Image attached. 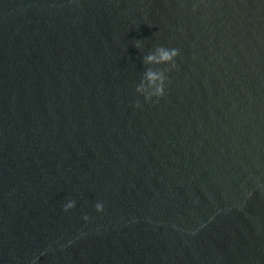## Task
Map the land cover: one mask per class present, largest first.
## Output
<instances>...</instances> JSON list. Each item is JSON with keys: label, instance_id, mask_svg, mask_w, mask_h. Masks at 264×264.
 Masks as SVG:
<instances>
[{"label": "water", "instance_id": "1", "mask_svg": "<svg viewBox=\"0 0 264 264\" xmlns=\"http://www.w3.org/2000/svg\"><path fill=\"white\" fill-rule=\"evenodd\" d=\"M0 264H264V0H0Z\"/></svg>", "mask_w": 264, "mask_h": 264}, {"label": "clouds", "instance_id": "2", "mask_svg": "<svg viewBox=\"0 0 264 264\" xmlns=\"http://www.w3.org/2000/svg\"><path fill=\"white\" fill-rule=\"evenodd\" d=\"M193 10H195V8ZM135 47L140 48V43L137 42ZM179 54V49H166L161 46L157 47L154 52L144 56L143 62L145 65H170L166 71H171L177 67L175 60ZM167 81L168 77L165 75V71L147 68L139 85L136 87V92L143 95L145 101H152L155 97L158 102L159 99L163 98L165 95V84ZM134 106L137 108L141 107L139 102H137ZM74 207L75 201H69L64 205L63 210L67 212ZM95 209L97 212H102L103 205L101 203H97L95 205ZM84 219L88 220L89 217L85 216Z\"/></svg>", "mask_w": 264, "mask_h": 264}]
</instances>
